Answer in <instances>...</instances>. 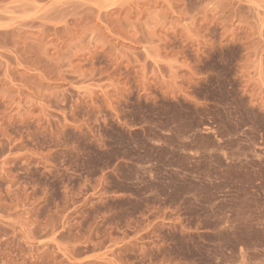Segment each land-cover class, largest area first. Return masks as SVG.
Returning a JSON list of instances; mask_svg holds the SVG:
<instances>
[{
	"label": "rangeland",
	"instance_id": "374dc122",
	"mask_svg": "<svg viewBox=\"0 0 264 264\" xmlns=\"http://www.w3.org/2000/svg\"><path fill=\"white\" fill-rule=\"evenodd\" d=\"M0 264H264V0H0Z\"/></svg>",
	"mask_w": 264,
	"mask_h": 264
}]
</instances>
